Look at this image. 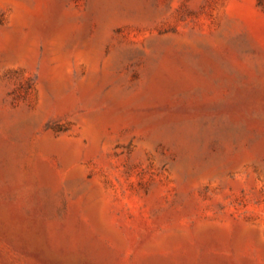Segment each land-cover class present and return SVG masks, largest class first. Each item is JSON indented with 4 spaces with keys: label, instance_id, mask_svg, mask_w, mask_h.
<instances>
[{
    "label": "rangeland",
    "instance_id": "374dc122",
    "mask_svg": "<svg viewBox=\"0 0 264 264\" xmlns=\"http://www.w3.org/2000/svg\"><path fill=\"white\" fill-rule=\"evenodd\" d=\"M0 264H264V0H0Z\"/></svg>",
    "mask_w": 264,
    "mask_h": 264
}]
</instances>
